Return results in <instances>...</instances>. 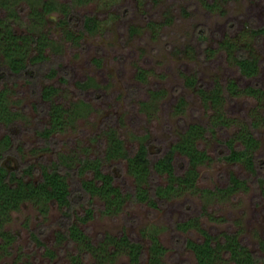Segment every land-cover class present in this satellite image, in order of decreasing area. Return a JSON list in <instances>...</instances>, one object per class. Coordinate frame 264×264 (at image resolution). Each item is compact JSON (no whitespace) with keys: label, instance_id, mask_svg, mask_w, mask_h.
Instances as JSON below:
<instances>
[{"label":"rangeland","instance_id":"obj_1","mask_svg":"<svg viewBox=\"0 0 264 264\" xmlns=\"http://www.w3.org/2000/svg\"><path fill=\"white\" fill-rule=\"evenodd\" d=\"M43 1L49 0H0V38L6 27L19 35L27 64L10 69L0 43V90L14 112L11 120L0 119V139H9L0 151L8 168L31 165L27 176L34 179L41 164L59 163L71 200L67 206L23 200L11 210L0 220V264H70L75 253L79 264H93L91 252L84 254L78 242L67 240L66 225L73 221L94 243L106 233L140 241V264H147L151 234L164 247L158 264H197L185 240L203 238L198 226L213 235L235 232L254 252L256 264H264V100L244 91L231 95L225 86L229 79L240 87L264 83V0H50L56 7L49 10ZM86 15L96 20L91 31L83 30ZM223 40H230L238 52H255L257 73H241L221 46ZM215 82L224 98L212 105L197 87L207 94ZM44 86H52L48 97L41 94ZM52 104L60 105L62 120L45 137L41 131ZM218 118L232 120L225 125ZM191 123L205 126L195 143L206 153L195 165L193 185L170 192L155 205L124 199L111 211L104 209L101 195L82 191L81 180L93 173L73 170L80 158L100 157L113 184L123 193L133 192L136 180L127 160L104 154L110 141L118 139L130 154L144 142L152 162ZM239 129L258 139L249 150L255 156L254 169L242 160L224 158V141ZM174 157L175 171L182 174L188 158L179 151ZM230 174L241 183L219 190L227 186ZM166 181L165 173L152 172L149 186ZM88 206L92 215L79 221ZM188 218V225L177 226ZM1 231L10 237L3 248ZM128 261L121 249L106 264ZM215 264L234 262L224 255Z\"/></svg>","mask_w":264,"mask_h":264},{"label":"trees","instance_id":"obj_2","mask_svg":"<svg viewBox=\"0 0 264 264\" xmlns=\"http://www.w3.org/2000/svg\"><path fill=\"white\" fill-rule=\"evenodd\" d=\"M42 7L45 10H49L56 6L53 1L49 0L43 1ZM60 7L63 8V4H60ZM34 12L37 14L40 13L37 9H34ZM82 24L83 30L91 31L96 26V20L92 15H86ZM3 33L5 35L3 34L2 42V38H0V43L3 44L2 50L9 61V68L13 71L25 68L27 65L23 55L25 48L24 44H22L23 42L18 41L19 35H16L8 27L3 28ZM20 37L24 39L23 35ZM221 46L227 50L228 54H231L241 73L246 76H252L257 73L259 58L255 52L251 50L246 53L238 52L236 51L238 48L230 40L221 41ZM232 49H235L236 52L231 53ZM139 76L142 78V74H139ZM190 80L193 82V79ZM82 84H86V81ZM225 86L231 95L244 91L247 94H251L259 101L264 100V83L262 85L247 84L240 87L233 79H229L225 83ZM51 90L52 86H44L41 90L42 96L48 97ZM197 90L201 93L203 99H209L212 105L220 104L224 98L222 93L223 88L218 82L214 83L207 94L202 87H197ZM156 92L157 91H155V93ZM3 94L4 91L0 90V119L7 122L12 119L14 112L7 108ZM59 110L60 105L58 104H52L49 109V122L47 127L41 131L45 137L50 136L51 132L60 125L62 114ZM218 119L217 121L225 125L229 124L228 120H232L231 118L223 121ZM253 123L254 121L251 122V124ZM204 129L205 126L201 124L191 123L181 134L180 138L173 142L152 162L148 156L146 143L140 142L135 151L130 154L121 147L118 139H112L104 154L107 158L119 156L127 160L128 170L135 176L136 180L133 192L123 193L118 186L113 184V175L110 172L102 170L100 157L80 158L73 170L80 174L86 171H92V177L83 178L81 180V189L84 193H96L101 195L105 202L104 209L107 211L117 209L119 203L124 199H145L151 205H155L159 200L167 199L170 192L193 185L197 174L195 165L200 159L206 156L205 151L199 149L197 143H195V138L201 137ZM234 138L240 139L243 145L238 147L233 144ZM8 141V135H5L0 139V144L6 146ZM224 142L227 147V152L224 154L225 159L228 161L242 160L249 168L254 169L255 156L251 151L257 146L258 139L253 136L251 132L246 134L244 130L239 129L236 131L235 135L227 138ZM176 151L183 153L188 158L186 168L182 174H177L175 171L174 156ZM2 157L3 151H0V220L7 218L10 211L17 209L19 203L23 200H31L35 203L48 200L57 202L61 206L70 204L71 191L66 180V175L59 167V163L41 164L39 176L34 179L27 176L32 173L31 165L25 166L21 170L17 169V167L8 168L2 162ZM152 172L156 174L165 173L167 177L166 183L156 184L150 187L149 178ZM240 183L241 180L239 177L230 174L227 186L218 189L228 191ZM143 184H147V187ZM155 198H158V200ZM63 212L66 214L68 213L67 210ZM91 215L92 207L88 206L83 213L78 216V219L83 222L88 220ZM190 221L191 218L185 221H178L177 226L185 227ZM197 228L202 232L203 238L200 240L187 238L185 240V244L194 252L197 264H215V261L221 259L224 255H228L229 258L233 260L234 264L257 263V257L254 252L242 244L235 232L222 231L218 235H213L199 226ZM65 233L69 242L75 241L79 243L81 250H84L82 253L91 252L94 255L95 261L93 264H106V260H109L114 252L121 249L126 250L128 253L129 264H140V258L144 255L142 243L129 238V236L124 233L120 235L106 233L97 243H94L89 240L85 230L80 228L78 223L74 221L66 225ZM1 234L4 237V242L1 244L3 248L6 242L10 240V237L6 232L1 231ZM108 245H110V248H107ZM163 250L164 247L157 240V237L151 234L147 264H158L160 259L159 256ZM79 263L80 255L78 253L73 254L70 264Z\"/></svg>","mask_w":264,"mask_h":264}]
</instances>
